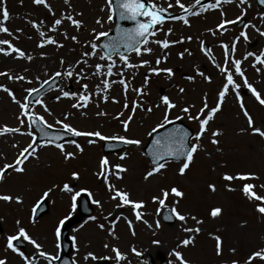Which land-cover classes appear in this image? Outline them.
I'll use <instances>...</instances> for the list:
<instances>
[{
  "label": "rangeland",
  "instance_id": "rangeland-1",
  "mask_svg": "<svg viewBox=\"0 0 264 264\" xmlns=\"http://www.w3.org/2000/svg\"><path fill=\"white\" fill-rule=\"evenodd\" d=\"M2 2L6 5L10 16L4 26L9 29L11 35L0 33V40H9L20 49L33 47L41 55L39 60L29 61L16 58L14 53L8 56L0 53V72L8 73L13 77L17 75L25 77L23 81H16L9 80L7 76H0V84L9 88L21 102H24V97L27 95L26 89L41 87L44 81L50 80L49 77H54L53 73L64 72L69 64H75L76 60L81 59L83 52L90 51L85 42L92 39L93 28L98 32H110L115 21L113 16V20L109 22L107 10L101 11V8H106L105 0H70V7L64 3V0H47L53 10L51 13L42 5H35L32 0H2ZM181 2L186 6H196L195 0H181ZM170 3L173 5L172 8L167 7ZM155 4L166 11L179 8L175 0H155ZM238 4L239 0L222 3L217 9L201 12L199 17L191 19L188 25L183 22H166L157 25L156 27L160 30L154 37H150V40L180 41L183 37V42L171 44L167 49H162L155 43H149L148 47L152 49L151 54L146 53L140 57L132 52L129 53L130 63L138 67L123 69V78L129 85L126 98L123 87L117 83L107 93L109 95L107 102L93 95L92 101L86 108H72V104L76 102L75 98H64L61 96V89L69 91L70 86L73 91L69 92L80 93L84 91L82 85L87 84L88 91L94 93L96 84L103 79V77L93 76V69L81 63L75 66V71L79 72L83 69L86 74L85 79L77 82L75 77L68 79L62 75L58 87L41 98L48 112H45L39 104L29 103L30 110L44 116L53 128L62 129L56 121L63 120L64 123L70 124L79 131H100L105 136L123 135L130 139H139L141 144L127 145L118 153L106 154L103 150L104 141L95 137H82L79 141H75L83 148L82 153L71 141L64 143L65 151L73 152L74 158L65 160L59 149L54 145H48L39 147L36 157H29L26 164L22 166L23 173H17L12 169L6 170L7 175L0 180V195L20 196L22 203L18 204L14 200L0 201V223L3 228L0 234V258L7 260L15 258L16 253L6 248L5 239L7 235L16 234L19 227H24L28 235L42 245L41 250L57 256L58 240L53 230L61 218L73 213L71 197L75 192H80L81 195V189H86L85 192L88 195L90 193L94 201H100L102 207L93 203L92 217L96 219L91 221L90 216L86 217L87 222L83 221V224L71 229V235L76 237L74 251L79 253L77 260L80 264H96L91 259L84 260L88 252H93L97 257L96 260L101 259L103 255L115 264L112 247L118 248L126 257L120 264H148L149 257H152L156 264H160L161 257L166 258L171 264H178L175 256L172 255L173 250L180 251L184 260L191 264H232L233 260L238 261V264H246L248 256L253 251L264 248V215L256 211V205L259 202L249 200L241 192L242 186L250 183L255 186L253 190L258 195L264 196V187H261L264 185V138L253 133L249 128L237 95L239 98H246L247 103L244 102V105L252 117L253 127H258L262 131H264V106H261L254 96H244L243 78H238L237 83L240 84V88L236 89L237 95L232 90L219 114L209 122L207 131L200 141L202 147L195 154L194 161L186 173L179 174L178 161H169L160 173L154 174L147 180L144 179L152 167L144 154V147L150 138L148 133L158 123H163L164 118L165 109L163 106L157 107L158 98L167 96L176 104V107L169 111L168 118L172 120L181 117L180 119L194 130L192 143H195L194 137L199 131V126L196 120L188 119V115L196 116L203 107L205 98L210 109L224 83V76L216 67L217 64L221 66L224 64L225 54L220 46L221 43L231 45L239 32L246 31L248 40L241 38L236 43L234 53L231 51L229 56L243 59L247 52L253 51L259 54L261 50H264V36H260L251 27L240 29L233 25L223 34L217 30L215 36L208 31V29L216 30V25L221 19L235 20L237 16H241L242 10L244 15L241 19L244 18L246 24L251 22L264 31V23L260 19L264 10L257 8L253 0H246L243 6ZM221 11L225 14L223 17ZM61 13L72 14L75 19L81 20L80 29H75L65 21L57 31L52 32L50 29L54 19L60 18ZM77 13L82 15H76ZM98 18L102 19L101 25L96 24ZM31 21H35L41 31L53 36L63 46L49 44L38 48L37 44L41 38L31 26ZM169 28L172 29L171 33H168ZM17 29L21 31L18 32ZM65 31L69 36L77 35L80 43L65 39L63 35ZM189 36L192 37L190 41L187 39ZM201 42L203 46L207 44L212 50L213 59L201 51ZM0 47L7 49V45H0ZM185 49L188 51L185 52ZM23 51L26 55L33 56L34 50H28V53L27 50ZM182 52L184 55L181 58L179 53ZM46 55L52 57L48 64L44 59ZM165 55L167 59L163 58ZM157 57L161 58L159 65L155 63ZM61 59L64 61L63 64L60 63ZM86 59L88 65L99 62L96 57ZM113 59L116 60L117 67L113 69L114 75L107 78L118 80L121 77L116 73L122 69V64L118 56H113ZM142 60H148L150 63L140 66ZM201 61L211 71L203 70L204 68L200 67ZM22 62L25 64L23 67L20 65ZM252 64L251 57L245 62L243 69L248 75V80L257 87L264 98V70L257 73ZM151 68H171L173 75L169 76L163 71L154 74L150 71ZM197 69L205 76H209L210 72L213 73L212 81L208 82L198 75ZM188 76H193L195 79L189 81ZM145 79L148 81L146 85ZM137 88L142 89L144 95L138 96L133 91ZM180 88L184 89L183 93L179 91ZM57 96L61 98L57 100ZM112 97H115L118 102L113 103ZM133 101L142 105L134 113L132 112ZM125 102L129 104L127 109L123 107ZM184 107H189L188 114L181 111ZM148 108L152 111H147ZM97 112H104L106 115L97 116ZM121 113L122 115L118 116ZM129 115H132L133 119L129 123L128 131L125 132L120 121L126 120ZM18 117H20L19 106L7 93L0 90V127L5 125L11 128L19 127L27 133L31 132L34 137L37 136L27 120L24 125H21ZM214 130H219L221 133L216 137L219 141L218 145L210 142L211 133ZM32 135L26 134L25 138L10 134L0 135V168L4 164L13 163L19 152L31 143ZM89 139L94 140L95 143L89 144ZM36 143L42 142L36 138ZM123 153H127V156L124 160H120L119 156ZM103 156L108 158L110 165L121 164L127 169L126 172L121 173L120 179H117L115 175L109 176L108 183L115 185L116 189L128 192L130 200L144 202V207L138 209L142 213L141 220L135 219L131 205L116 208L118 201L110 199L107 185L96 175L100 171L99 161ZM73 172L79 174L78 179L72 177ZM225 173L233 176L238 173H252L255 178L234 179L229 182L222 178ZM65 183L69 184L73 192L60 190ZM209 184L215 185L214 192L209 189ZM54 185L58 187L46 197L51 209L45 216L34 222L32 215L39 202L44 199L43 193ZM171 187H177L182 191L183 197L177 198L170 194L163 207L152 200L153 196L160 195L162 189ZM229 188L234 191H229ZM80 195L76 199V208ZM167 207L170 209L175 207L178 212L188 218L186 222L179 221L177 218L169 225L163 222L161 214ZM214 207L222 209V213L215 218L209 214ZM193 216L202 223L197 224L196 220L191 219ZM115 217H120L117 224L112 222ZM125 217L127 219H124ZM17 220L20 221L19 225L16 223ZM129 220L132 221L131 227L128 224ZM157 221L160 223L159 228L156 227ZM100 224H104V229L98 227ZM184 227H199L200 231L186 233L183 231ZM110 229L114 235L110 234ZM188 236H194V242L187 247L181 246L179 241ZM214 236H220L222 240V254L219 256L215 251ZM25 243L26 247L22 251L27 256L34 261L37 259L46 261L38 256L32 244L28 241ZM105 244L109 247L105 248ZM133 248L140 253L139 256L133 253ZM16 260L18 264L23 263L18 258ZM252 264H261V261L255 260Z\"/></svg>",
  "mask_w": 264,
  "mask_h": 264
},
{
  "label": "snow or ice",
  "instance_id": "snow-or-ice-1",
  "mask_svg": "<svg viewBox=\"0 0 264 264\" xmlns=\"http://www.w3.org/2000/svg\"><path fill=\"white\" fill-rule=\"evenodd\" d=\"M32 2L35 5H42L45 7L50 13L53 11L51 6L47 3V0H32ZM233 0H215V2H210L207 5L200 6L199 12H191V8L193 5L186 6L184 3L181 2V0H175V4L186 13L185 16H172L171 19L173 20H181L185 25L189 24V20L187 19V14L191 15H199L201 12H205L212 9H217L221 6V4H227L232 3ZM246 0H239L238 6H243L245 4ZM64 3L66 5H70V0H64ZM260 3L264 4V0H260ZM106 8H101V11L107 10L108 16L107 19L109 22L113 20V16L115 14V10L113 5H115V8L119 9L118 15L121 20H129L135 22V26L130 29H121L117 28V35L114 37H111L110 39H107L106 42L101 43V38H108L109 33L106 31H97L95 28L91 30L92 33V39L86 41L87 47L90 49V51H85L81 54V59L76 60L75 64H69L68 68L64 72L57 71L52 74L54 77H60L65 76L68 79H72L73 77L76 78L77 82H79L82 79L86 78V74L84 73V70L81 69L79 72L75 71V66L80 65L81 63L87 65L89 68L93 69L92 75L95 77H103V79L100 80L99 83L95 86V92H89L88 91V85L83 84L82 88L84 91L77 93V92H69L64 91L61 89V96L64 98H75L76 102L72 104V108L74 109H82L86 108L88 104L92 101L93 95L99 96L100 99H102L104 102H107L109 100V95L107 94L112 86L114 84H119L123 87L125 98L127 96V91L129 88L128 83L123 78V69H131L136 68L138 65L132 64L129 61L128 52L134 53L137 57H140L143 54H151L152 49L148 47L149 43H155L162 49H167L170 47L171 44H175L178 42H183V37L180 41H169L167 39L164 40H150V37H154L156 35V32L159 31L156 26L162 25L166 19L164 15H162L163 12L166 11V9L159 7L155 3L152 2V0H105ZM195 5H200V0H195ZM168 8H172L173 5L170 3L167 6ZM76 15H82V13H77ZM225 14L223 11H221V16L223 17ZM244 15V11L242 10L241 16ZM241 16H237L235 20H228V19H221V21L216 25V30L208 29V31L215 36L217 34V30L220 32V34H223L224 31H226L227 25H232L237 23L241 19ZM0 33H7L11 35L9 29L4 26L5 22H7L10 18L9 12L6 8V5L0 0ZM140 17H144L145 19L141 20ZM261 22L264 23V14L260 17ZM65 21L69 23L70 26H73L75 29L79 30L82 21L75 19L72 14H64L61 13L60 18L54 19L53 25L51 27V31L55 32L57 31L58 27L61 26ZM31 26L37 31L39 37L41 38L39 43L37 44V47L43 48L46 45H56L57 47H62L63 45L59 44L57 40L51 36L46 35L44 31L40 30L39 25L35 21H31ZM41 23H43L41 21ZM97 25L102 24V19L98 18L96 20ZM244 29H247L249 27L253 28L260 36H264V31H262L260 28H257L255 24H252L249 22L248 24H245ZM17 31H21L20 29H17ZM172 29H168V33H171ZM65 39H70L71 41L75 43H80V40L77 35H71L69 36L67 31L63 33ZM243 38L245 41L248 40V35L246 31H241L239 35L234 37L233 42L231 45L221 43V48L224 49L225 59L223 66L217 64L216 67L219 69L221 74L224 76V83L217 94V103L214 107L208 108V104L205 102L203 107L199 110V113L196 116L188 115V119L190 120H196L198 122L199 131L195 134V143H192L191 138L189 136V133L185 131L184 129L176 128L171 129L168 131H165L162 135L157 136L156 139L153 140V151H152V167L151 169L146 173L144 176V179L147 180L148 178L152 177L154 174L160 173L162 169L166 167L168 158L176 159L179 162L178 172L180 175H184L186 173V170L189 169L190 165L193 163L195 154L200 150L202 147L200 141L207 131V126L209 122L214 119L215 114L221 110V106L223 101L225 100L226 96L228 95L230 90L238 89L240 88V84L236 83L234 76H239L243 78L244 85L251 91L252 95L255 97L256 101L264 106V98L261 97V94L255 87H253L252 84H250L245 77V72L241 67L242 61L240 59H235L234 56H229V48H231V51L234 53L236 43ZM187 39L190 41L192 37H187ZM0 45H7V49L4 47H0V53L4 54L5 56L15 54L16 58H24L27 60H32L31 55H26V53L21 50L20 48L14 46L9 40H0ZM201 51L205 52L206 55H209V50H206L203 47V42H201ZM123 48L124 51H120V49ZM188 50L185 49V52ZM191 54V53H189ZM118 56L121 64L122 69L116 73V75H119L121 78L118 80H109L107 77H111L114 75L113 69L117 67L116 60L113 59V56ZM181 58L183 57L184 53H179ZM88 57H96L99 62L95 63L94 65H88V61L86 58ZM249 57L253 58V64L252 67L255 69L257 73L264 70V50H261L259 54L253 53V52H247L243 59L247 60ZM164 59H167V56L165 55L163 57ZM161 62V58L157 57L155 63L159 65ZM61 64L64 63L63 59L60 61ZM150 62L148 60H142L140 62V66L148 65ZM259 65V67L257 66ZM151 72L154 74H159L161 71L167 73L169 76L173 75L171 68H151ZM197 74L202 76L206 81L211 82V78L209 76H205V74L197 69ZM0 76H7L9 80H16V81H23L25 80V77L22 75H17L13 77L12 75H9L5 72H0ZM49 79H52V77H49ZM187 79L189 81H193L195 78L193 76H188ZM31 81H29L30 83ZM45 84L48 83V81H44ZM148 83L147 79H145L144 84L146 85ZM0 90L4 91L8 94V96L12 99L14 103H16L19 106L20 109V117L19 123L21 125H24L26 123V120L29 125L36 124L39 122L42 125H45L46 128H52L53 125L48 124L45 120L44 116L38 115L35 113L34 110H30V104L28 103L29 97L32 96L33 93H37L42 91L41 88H29L26 89L27 95L24 97V102H21L20 100H17L13 92L5 87L3 84H0ZM133 91L138 95L142 96L144 95L142 89H133ZM179 91L181 93L184 92L183 88H180ZM61 96H57L56 99L59 100ZM112 102L117 103L118 101L115 99V97H112ZM237 99L239 100V96L237 95ZM161 103L165 109L164 111V118L163 123H158L155 127L151 129V132L148 133V135H152L153 133H156L158 129H163L166 124H171L172 121L168 118V113L171 109H174L176 107V104L173 103L169 97L163 96L161 97ZM35 104H39L44 108L45 112H48L46 105H44V102L42 99H37L35 101ZM98 106V105H97ZM160 105H157L159 107ZM123 107L125 109L129 108V104L127 102L124 103ZM142 107L141 104H138L137 102H132V112L134 113L138 108ZM240 107L243 110V115L247 119V123L249 128H251L252 132L255 134H258L260 137L264 138V131H262L258 127H253V120L249 112L244 108V104L241 102ZM147 111L151 112L152 109L148 108ZM181 111L185 114L189 113V107H184L181 109ZM50 114V113H49ZM97 116H103L106 115L104 112H97ZM122 115L121 114H118ZM26 118V119H25ZM177 119H180L181 117H176ZM65 119H67V114H65ZM133 119L132 115H129L126 120H121L120 123L124 129L125 132L128 131L129 123ZM57 125H59L62 129L66 130L68 133H71L73 136H83V137H95L100 141H119L123 144L127 145H140L141 141L139 139H130L126 136L120 135V136H105L100 131H79L76 128L72 127L68 123H64L63 120H57ZM21 129L19 127L11 128L8 126L0 127V135H4L7 133H18ZM40 133L43 137H47L42 143L37 144L36 139L33 136L32 142L29 143L25 148H23L18 156L15 158L13 163L11 164H4L2 168H0V180H3L4 174L6 170L12 169L17 173H23L24 168L22 165L29 159V157H36L37 150L39 147H45L48 145H53L55 139H60L59 135L52 138L49 136V133L45 130V127L40 128ZM28 135H32L31 132L27 133ZM219 130H214L211 133L212 139L211 143L213 145H218L219 141L216 139L220 135ZM72 144L75 145V147L82 153L83 148L80 146V144L76 143L75 141H71ZM89 144L95 143L94 140L89 139ZM54 146L59 149V151L63 154L64 159L68 160L70 158H74L75 154L73 152H67L65 151L64 144L62 143H55ZM127 156V153H123L119 156L120 160H124ZM38 158V157H37ZM99 169L100 171L96 173L98 178H102L104 183L107 185L108 191L110 193V199L114 201H118L116 204V208H123L126 205H131L133 212L135 213V219L141 220L142 213L138 211V209H142L144 207V202H134L130 200L129 193L126 191H121L119 189L115 188V185L108 183V177L111 175H115L117 179L122 178L121 173L126 172L127 169L124 168L121 164H115L110 165V162L108 158L102 157L99 161ZM113 169H115V172H113ZM72 177L74 179L79 178V174L76 172L71 173ZM225 181H232L234 179L239 180H247V179H254L255 176L252 173H245V174H236L235 176L229 175L228 173H225L222 177ZM58 186L54 185L53 187L48 188L47 191L43 193L42 198H46L49 196V194ZM209 189H211L213 192L216 190L214 184L208 185ZM254 185L250 183H245L242 188L241 192L243 195L248 198L249 200H255L259 203L256 205V211L259 212L261 215H264V196L258 195L253 189ZM261 187H264L262 185ZM61 191L65 192H73V189L69 186V184L65 183L60 189ZM229 191H234V189L229 188ZM86 191V189H81V192ZM174 195L177 198L183 197V192L180 191L177 187H171L170 189H162L159 196H153L152 200L154 202H157L160 206H165V201L169 197V195ZM80 195V192H75L74 195H72V209L75 210L76 208V199ZM89 195H91L89 193ZM15 201L16 203H22V198L20 196H11V195H0V201L4 202H11ZM95 204H100V201H93ZM178 202V201H177ZM172 213L175 215V217L182 222H186L188 219L185 215H182L180 212L177 211L175 207L172 208ZM222 213V209L219 207H214L210 211V216L215 218L218 215ZM109 215H112L109 213ZM120 217H115L114 219H119ZM170 218V217H166ZM69 219L68 216H65L63 219H60L55 226L54 229V236L57 240H59L61 235V227L64 226L65 221ZM91 220H95L96 217H90ZM124 219H127L126 217ZM192 220H196V217H191ZM17 225L20 224V221H16ZM145 223H147L145 221ZM196 223H202V221L196 220ZM129 227L132 226V221H128ZM101 229H104V224L98 225ZM151 227V225H149ZM156 227H160L159 221L156 223ZM183 231L186 233H199L200 228H188L184 227ZM110 234L114 235V232L110 229ZM134 234V233H133ZM19 238H22L25 241H28L30 244L34 246V249L39 257H42L44 260L47 261V264H53V261L57 260L58 257L55 255H51L42 249V245L37 243L36 240L32 239L28 233L26 232L24 227H19L15 235H10L6 238V248L8 250H11L13 253H17L23 260V264H34V261L29 256H26L23 251H20L17 246L14 245V241H17ZM215 240V251L216 254L219 256L222 254V240L220 236H214ZM73 241L75 242L76 237L73 236ZM194 242V236H188L187 238L179 241V244L181 246L187 247L188 245L192 244ZM153 243H158V241H153ZM59 247V244H57V248ZM105 248H108V244L104 245ZM111 251L114 253V258L116 261V264H120L122 260H124L126 257L124 254L120 252V250L116 247H112ZM133 253L136 255H140L139 252L136 251L135 248L132 249ZM234 251V250H233ZM172 255L175 256L176 261L178 264H189L188 261L184 260L182 253L180 251L173 250ZM89 259L95 261L97 259L96 255L92 252H88L84 256V260L88 261ZM106 259V257H105ZM259 260L261 261V264H264V248H260L256 251H253L247 258L246 264H252L253 261ZM0 264H7L6 258H0ZM232 264H238V261L233 260Z\"/></svg>",
  "mask_w": 264,
  "mask_h": 264
},
{
  "label": "water",
  "instance_id": "water-1",
  "mask_svg": "<svg viewBox=\"0 0 264 264\" xmlns=\"http://www.w3.org/2000/svg\"><path fill=\"white\" fill-rule=\"evenodd\" d=\"M262 5H264V4H262ZM118 12H119V9L116 8L117 24H116V26H115L114 33H113L112 35H109L108 38H105L104 42H106L107 39H110L111 37H114V36L117 35V28H118V27L121 28V29H130V28H133V27L135 26V22H133V21H129V20H121V19L119 18ZM139 19L142 20V17H140ZM120 51H124V49L121 48ZM58 81H59V78H56V79H54V80H51L48 84H46V85L42 88V91L37 92V93H34L33 96L31 97L30 101H33V100L37 99V98L40 97L43 93H45L46 91L50 90L52 87H55ZM41 127H45V126H43L42 124L39 123V124L37 125V128H38L39 132H40V128H41ZM176 128L184 129L185 131L188 130L187 128H185L184 126H182L180 123L177 122L176 124H173V125H171L170 127L164 129L162 132L157 133V134L152 138V142H153L154 139L157 138V136L162 135L165 131H168V130H171V129H176ZM186 129H187V130H186ZM45 130L49 133V136L52 137V138H54V137H56L57 135H59L60 139H55V140H54L55 142H61V141L64 140V136H62V135L59 133V131H54V130H51V129H47L46 127H45ZM187 132L189 133V136H190V135H191V134H190V133H191L190 130H188ZM40 139H47V137H43V136L41 135V133H40ZM152 142H151V145H149V146L146 148V149H147V152H148V154L150 155L151 158H152V151H153V144H152ZM107 145H108V144H107ZM105 148H106V150H110V148H107V147H105ZM168 159H169V158H168ZM47 210H48L47 202H44V203L42 204V206H41V208H40V211L38 212V215H37V216H40L41 214H44L45 212H47ZM90 213H91V209H90V206H89V202H88V200H87V197H86V196H83V199H82V201H81V212H80V215L77 216L75 219L71 220V222H69L68 224H70V223H72V222H74V221H79V220L81 219L82 215H86V214H90ZM166 217H170V218H166ZM164 218L166 219V221H169V220H170V221H173V219H174V218L172 217V215H171L170 210H166V211H165V213H164ZM65 242H66V239H65ZM68 250H69V245H68L67 242H66V251H68ZM61 260H62V259H61ZM61 260H60V261H61ZM63 260H68V259H67L66 257H64ZM60 261H58L57 263L59 264ZM162 262H163V264H166L164 260H163Z\"/></svg>",
  "mask_w": 264,
  "mask_h": 264
},
{
  "label": "bare ground",
  "instance_id": "bare-ground-1",
  "mask_svg": "<svg viewBox=\"0 0 264 264\" xmlns=\"http://www.w3.org/2000/svg\"><path fill=\"white\" fill-rule=\"evenodd\" d=\"M39 48V47H38ZM37 48V49H38ZM21 50H27V53H28V50H34V52L32 53L33 54V58H32V61H37V60H39L40 58H41V55H40V53H38L37 51H35V49L33 48V47H28V48H25V47H23ZM25 52V51H24ZM51 55H46L45 57H44V59H45V63L46 64H48V61L49 60H51ZM44 59H42V60H44ZM27 60V59H26ZM30 61V60H29ZM41 61V60H40ZM22 67L23 66H25V64L22 62L21 64H20ZM200 67H203L204 69L203 70H208V71H211L210 70V68L203 62V61H201V65H200ZM209 75V77L212 79V75H213V73H211L210 72V74H208ZM213 77H214V75H213ZM216 81V80H215ZM215 101H217V96L215 97ZM157 103H159V105L160 106H163L162 105V103H161V98H158V100L156 101ZM8 110V109H7ZM6 113V112H5ZM8 134H10V135H15L16 133H7L6 135H8Z\"/></svg>",
  "mask_w": 264,
  "mask_h": 264
}]
</instances>
